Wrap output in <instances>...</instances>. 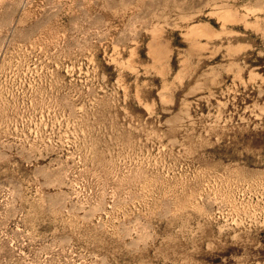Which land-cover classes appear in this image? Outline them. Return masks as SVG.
<instances>
[{"label":"rangeland","instance_id":"obj_1","mask_svg":"<svg viewBox=\"0 0 264 264\" xmlns=\"http://www.w3.org/2000/svg\"><path fill=\"white\" fill-rule=\"evenodd\" d=\"M0 264H264V0H0Z\"/></svg>","mask_w":264,"mask_h":264}]
</instances>
